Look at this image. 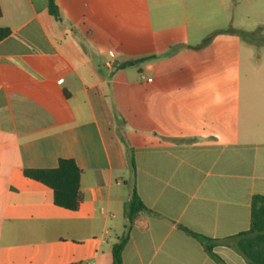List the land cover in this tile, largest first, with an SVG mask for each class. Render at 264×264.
Here are the masks:
<instances>
[{
	"label": "crops",
	"instance_id": "crops-1",
	"mask_svg": "<svg viewBox=\"0 0 264 264\" xmlns=\"http://www.w3.org/2000/svg\"><path fill=\"white\" fill-rule=\"evenodd\" d=\"M54 1L58 18L0 0V264H113L134 187L156 214L123 264H217L179 225L237 235L264 196V44L240 33L237 0ZM60 159L83 171L77 212L23 174Z\"/></svg>",
	"mask_w": 264,
	"mask_h": 264
},
{
	"label": "trees",
	"instance_id": "trees-1",
	"mask_svg": "<svg viewBox=\"0 0 264 264\" xmlns=\"http://www.w3.org/2000/svg\"><path fill=\"white\" fill-rule=\"evenodd\" d=\"M50 14L58 18L59 8L54 0H49ZM2 9L0 5V17ZM262 28H258L251 33L240 32L243 35L255 37L261 33ZM11 30L9 28H0V42L9 38ZM264 38V37H263ZM134 62L125 63V66H132ZM130 168L133 173V181L136 174V163L133 154L130 157ZM83 171L73 159H60L58 166L54 169H25V177L42 183L53 191L54 204L57 207L77 212L83 203V194L81 192V176ZM141 213L156 214L149 209L141 197L136 187L133 188L131 198L125 205V216L127 225L124 234L119 237L112 249L113 264H123V252L130 240L131 230L136 218ZM179 228L187 235L197 239L206 253L217 264H227L214 249L218 246L228 247L242 256L247 264H264V196L256 194L251 201V223L249 230L237 235L225 238H209L200 235L188 228L179 225Z\"/></svg>",
	"mask_w": 264,
	"mask_h": 264
},
{
	"label": "rangeland",
	"instance_id": "rangeland-1",
	"mask_svg": "<svg viewBox=\"0 0 264 264\" xmlns=\"http://www.w3.org/2000/svg\"><path fill=\"white\" fill-rule=\"evenodd\" d=\"M235 24L244 28L242 29L244 31H255L261 27L264 35V0H237ZM261 37V33H259L255 37L245 36V39L251 38L257 43L264 44ZM124 189L127 190L126 187Z\"/></svg>",
	"mask_w": 264,
	"mask_h": 264
},
{
	"label": "built area",
	"instance_id": "built-area-1",
	"mask_svg": "<svg viewBox=\"0 0 264 264\" xmlns=\"http://www.w3.org/2000/svg\"><path fill=\"white\" fill-rule=\"evenodd\" d=\"M110 55H111L112 57H114V54H113V53H110ZM148 81H151V79H149Z\"/></svg>",
	"mask_w": 264,
	"mask_h": 264
}]
</instances>
